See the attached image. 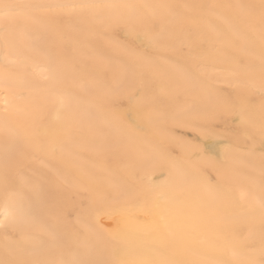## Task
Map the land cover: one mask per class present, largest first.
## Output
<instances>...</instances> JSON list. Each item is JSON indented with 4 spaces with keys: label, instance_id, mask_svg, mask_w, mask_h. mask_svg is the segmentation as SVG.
Here are the masks:
<instances>
[{
    "label": "bare ground",
    "instance_id": "obj_1",
    "mask_svg": "<svg viewBox=\"0 0 264 264\" xmlns=\"http://www.w3.org/2000/svg\"><path fill=\"white\" fill-rule=\"evenodd\" d=\"M0 14V264H264L262 0Z\"/></svg>",
    "mask_w": 264,
    "mask_h": 264
},
{
    "label": "snow or ice",
    "instance_id": "obj_2",
    "mask_svg": "<svg viewBox=\"0 0 264 264\" xmlns=\"http://www.w3.org/2000/svg\"><path fill=\"white\" fill-rule=\"evenodd\" d=\"M264 3V0H262ZM59 7H70L72 10L79 9L80 11L87 12H95L97 10H111V9H128L134 12L137 18L140 17V12L142 9L149 7L148 5H140V4H112V3H86L80 5H71V6H59ZM7 14H0V16ZM14 216V211L9 205V203H5L3 207H0V226H3L6 220L11 219ZM148 264V262H145Z\"/></svg>",
    "mask_w": 264,
    "mask_h": 264
}]
</instances>
